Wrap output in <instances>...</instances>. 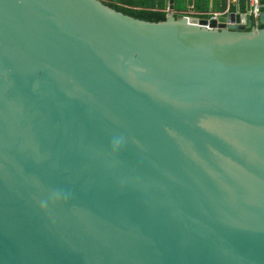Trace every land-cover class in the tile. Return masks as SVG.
<instances>
[{
  "label": "water",
  "instance_id": "95a60500",
  "mask_svg": "<svg viewBox=\"0 0 264 264\" xmlns=\"http://www.w3.org/2000/svg\"><path fill=\"white\" fill-rule=\"evenodd\" d=\"M174 2L0 0V264H264V13Z\"/></svg>",
  "mask_w": 264,
  "mask_h": 264
},
{
  "label": "trees",
  "instance_id": "16d2710c",
  "mask_svg": "<svg viewBox=\"0 0 264 264\" xmlns=\"http://www.w3.org/2000/svg\"><path fill=\"white\" fill-rule=\"evenodd\" d=\"M104 3L115 7L133 17L147 21H164L168 14V0H102ZM184 0H175L174 15L176 18L183 15H193L198 18H208V0H195L193 10H189ZM264 4V0H263ZM264 11V8H263ZM264 27V26H261Z\"/></svg>",
  "mask_w": 264,
  "mask_h": 264
},
{
  "label": "crops",
  "instance_id": "0c3cea01",
  "mask_svg": "<svg viewBox=\"0 0 264 264\" xmlns=\"http://www.w3.org/2000/svg\"><path fill=\"white\" fill-rule=\"evenodd\" d=\"M187 8L193 10L195 0H184ZM208 11L210 15L214 12L221 13L223 11H235L237 7L239 8L240 13H246L247 11V0H208ZM169 4V0H168ZM169 6V5H168ZM168 9V8H167Z\"/></svg>",
  "mask_w": 264,
  "mask_h": 264
},
{
  "label": "built area",
  "instance_id": "2783aa9c",
  "mask_svg": "<svg viewBox=\"0 0 264 264\" xmlns=\"http://www.w3.org/2000/svg\"><path fill=\"white\" fill-rule=\"evenodd\" d=\"M248 4L250 5V14L251 17L253 19V24L257 27L261 26L260 25V19H261V15L264 13L263 8H264V4H263V0H247ZM227 12L226 10L221 12V13H217L214 12L210 15L211 18H217L219 17V15H221L222 13ZM188 17V15H187Z\"/></svg>",
  "mask_w": 264,
  "mask_h": 264
}]
</instances>
